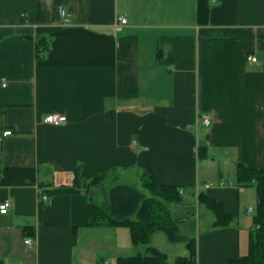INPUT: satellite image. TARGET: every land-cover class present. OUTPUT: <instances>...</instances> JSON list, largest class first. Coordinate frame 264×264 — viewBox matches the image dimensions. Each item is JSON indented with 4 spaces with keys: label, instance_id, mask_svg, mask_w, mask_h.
Instances as JSON below:
<instances>
[{
    "label": "crops",
    "instance_id": "0c3cea01",
    "mask_svg": "<svg viewBox=\"0 0 264 264\" xmlns=\"http://www.w3.org/2000/svg\"><path fill=\"white\" fill-rule=\"evenodd\" d=\"M52 112L68 122H45ZM240 165L264 169V0H0V204L13 201L0 264H127L147 246L178 264L189 246L171 259L151 244L163 231L136 245L128 225L90 217L116 185L150 195V174L208 221L187 264H228L249 245L257 203ZM13 167L33 168L34 182H3Z\"/></svg>",
    "mask_w": 264,
    "mask_h": 264
},
{
    "label": "trees",
    "instance_id": "16d2710c",
    "mask_svg": "<svg viewBox=\"0 0 264 264\" xmlns=\"http://www.w3.org/2000/svg\"><path fill=\"white\" fill-rule=\"evenodd\" d=\"M102 178L98 175L91 183ZM238 181L242 186L255 185L257 203L253 213V225L249 231V250L247 254L233 258L228 264H264V169H249L240 165ZM35 180V171L29 167L5 169L3 182L26 184ZM78 181V177H77ZM79 182V181H78ZM144 186L150 195L125 184L110 189L109 202L90 203V217L96 223L125 224L131 228L134 244H147L153 233L163 231L171 241L182 240L178 220L171 215L169 204H179L183 196L175 185H159L153 175L145 177ZM200 200L216 214V225H226L230 214L222 202L200 194ZM189 255L180 256L178 264L194 262L197 249L194 239H189ZM127 264H169L166 253L155 246H147L145 252L124 258Z\"/></svg>",
    "mask_w": 264,
    "mask_h": 264
},
{
    "label": "rangeland",
    "instance_id": "374dc122",
    "mask_svg": "<svg viewBox=\"0 0 264 264\" xmlns=\"http://www.w3.org/2000/svg\"><path fill=\"white\" fill-rule=\"evenodd\" d=\"M197 205V204H196ZM196 205L188 204V205H175L172 204L169 207L171 215L178 220V225L180 229V234L182 235V240L180 241H169L163 232L156 233L151 240V244H155L160 248H163L166 252H168L171 259H173L176 255H184L186 244L190 238H198L199 231H203L208 225L207 220L198 221L195 218V214L199 213V210ZM251 205V204H250ZM256 207V205H252ZM249 207V205H248ZM201 209V208H200ZM205 209V208H202ZM246 213V212H245ZM249 219H253V214H249ZM253 225V224H252ZM252 227V226H251ZM249 229V228H248ZM249 232V230L247 231ZM247 232L242 233V244L247 245L248 235ZM246 238V240L244 239ZM245 240V243H243ZM249 250V245L244 247L242 251L244 254H247Z\"/></svg>",
    "mask_w": 264,
    "mask_h": 264
},
{
    "label": "built area",
    "instance_id": "2783aa9c",
    "mask_svg": "<svg viewBox=\"0 0 264 264\" xmlns=\"http://www.w3.org/2000/svg\"><path fill=\"white\" fill-rule=\"evenodd\" d=\"M58 16L60 18V22L63 25H65L66 23H68L70 21V14L67 11V9L64 7H59ZM118 23L121 25L127 24L128 23V16L126 14L119 16L118 17ZM248 59L251 61H256L257 57L250 55L248 57ZM44 120L47 123H51V124H55V125H64L68 122V117L64 113L52 112V113H49L45 117ZM200 121H202L206 125H210L211 121H212V117L209 113H204L201 115ZM12 133H13V131L11 129H7L3 132V135L8 136V135H11ZM41 199L43 201H45L46 203L49 202V197L47 195H42ZM12 205H13V201L11 198L4 199V201L0 204V213H7ZM248 210L250 212L254 211V209L252 207H250ZM32 242H33V240L31 238L25 239L26 244H31ZM104 264H108V262L106 261Z\"/></svg>",
    "mask_w": 264,
    "mask_h": 264
}]
</instances>
